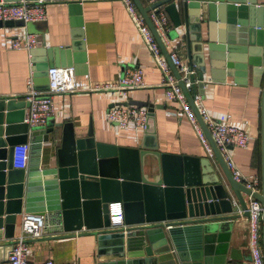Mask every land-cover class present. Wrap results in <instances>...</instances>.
Here are the masks:
<instances>
[{
	"label": "water",
	"instance_id": "95a60500",
	"mask_svg": "<svg viewBox=\"0 0 264 264\" xmlns=\"http://www.w3.org/2000/svg\"><path fill=\"white\" fill-rule=\"evenodd\" d=\"M134 2L179 80L217 164L208 157L161 152L157 146L119 147L97 142L92 128L87 136L80 137L71 122L54 124L49 120L44 128H31L25 122L29 106L25 98H1L0 239L15 237L18 215L38 213L44 216L49 230L74 233L85 228L88 234L97 236L99 250L105 252L97 264H225L232 222L240 217L234 213L236 205L249 215L245 195H252L264 208V86L261 192H252L234 180L148 13L163 9L174 26L169 37L185 41L188 63L198 67L197 73L190 75L194 90L196 85L204 87L207 71L205 63L195 61L200 52L205 56L207 51L214 74L222 71L231 75L235 70L253 67L263 78L264 5L257 0H158L147 6L141 0ZM31 24L0 21V27ZM238 26L247 28L241 35L244 43L238 42ZM42 34L36 36L29 54L33 77L44 78L41 91H47L49 69L72 64L64 56L68 48L47 47ZM119 104L147 107L149 123L145 130L150 131L152 104ZM55 127L63 128L56 164L42 168V143L51 141ZM21 144H29L33 152L28 169L13 167L14 148ZM112 202L122 203V226L112 225ZM262 243L264 250V211ZM11 250L12 244L7 246L5 260Z\"/></svg>",
	"mask_w": 264,
	"mask_h": 264
},
{
	"label": "crops",
	"instance_id": "0c3cea01",
	"mask_svg": "<svg viewBox=\"0 0 264 264\" xmlns=\"http://www.w3.org/2000/svg\"><path fill=\"white\" fill-rule=\"evenodd\" d=\"M43 1L47 12L46 20L33 21L31 25L24 27H0V99L7 97L24 99L30 89L28 85L30 77L34 89L38 91L43 89L45 79L33 77L31 56L24 48L28 34L33 33L36 37L43 33L47 47L68 48L64 56L72 65L66 67L75 68L79 89L75 93L54 95V111L49 118L52 123L71 122L80 137L87 136L89 129L92 128L97 142L119 147L157 146L161 152L169 154L208 157L191 123L181 111L179 103L166 99L164 87L161 85L162 71L152 62L149 51L121 0ZM141 1L147 6L158 0ZM257 3L264 5V0H257ZM170 23L172 32L174 26L171 20ZM246 29L244 26H238L239 43H244V36L241 35L247 32ZM15 41L20 42L23 48H14ZM35 45L36 43L33 47ZM165 46L169 52L176 50L188 61L187 47L180 37H168ZM200 54H197L199 56L195 61L205 63L207 71L204 87L196 85L194 90L191 89V94L193 97L200 96L202 104L212 115L215 117L230 115L231 119L248 133V146L232 149L233 157L239 171L246 178L249 180L261 178V109L264 76L262 78L259 71L253 67H249L248 70H235L231 75L222 71L214 74L207 51L205 56L201 52ZM57 59L60 62V53ZM193 67L197 73L198 67L195 63ZM137 68L143 71L145 86L130 90L126 99L153 105L151 133L143 127L129 125L125 129H120L110 123L107 120V112L113 102L127 101L114 100L106 91L91 89L98 83L117 81L127 71ZM62 132V127H55V135L51 141L42 143L40 151L42 168L56 164ZM32 156L30 148L27 169ZM214 162L217 164V160ZM245 200L248 203L247 195ZM24 213L18 215L15 237L21 231ZM234 213L240 217L232 222L225 264H251L248 215L237 205ZM49 229L45 222L42 235L28 239L30 247L28 258L31 262L43 263L50 259L70 264H97L101 255H105L104 251L99 250L97 236L88 234L85 228L74 233ZM15 237L0 239V263L7 261L5 260L7 246L13 245ZM165 263L167 262H157Z\"/></svg>",
	"mask_w": 264,
	"mask_h": 264
},
{
	"label": "built area",
	"instance_id": "2783aa9c",
	"mask_svg": "<svg viewBox=\"0 0 264 264\" xmlns=\"http://www.w3.org/2000/svg\"><path fill=\"white\" fill-rule=\"evenodd\" d=\"M127 9L136 29L145 43L152 62L162 71L163 77L161 85L164 87V94L168 101L177 102L181 111L186 115L191 123L197 137L201 141L209 159L216 161L215 152L203 130L192 106L190 105L179 80L174 74L167 58L165 57L156 37L151 31L145 18L141 14L134 0H121ZM157 33L162 41L166 42L171 30V23L168 14L161 9L159 12L152 10L148 13ZM47 19L45 1H25L0 2V21L23 20L27 22L43 21ZM36 43L34 34H28L25 39L24 48L28 51ZM14 48H23L20 42L13 43ZM172 63L176 66L181 75V80L186 88L191 91L193 83L190 75L196 73V68L189 65L179 53L174 50L169 52ZM49 89L38 91L33 88L31 77L28 79L29 91L25 100L29 103L26 109L25 122L31 128H44L47 126L49 118L54 111L53 97L56 94L75 93L79 89L76 81V71L74 67H53L49 69ZM145 86L143 71L140 68L127 71L119 80L114 82L98 83L91 89L94 91H106L114 100L127 101L130 90ZM195 105L207 126L210 135L221 153L227 167L229 168L235 181L244 184L252 192H261V178L253 180L246 178L238 169L232 149L245 148L249 143L248 133L237 125L230 115H220L215 117L202 104L200 96L194 97ZM107 120L115 124L120 129H125L129 125L147 128L149 123V110L147 107L135 105H122L113 102L108 109ZM29 144L16 145L14 148L13 167L25 168L29 161ZM248 207V234L249 249L251 254V264H264V250L262 243V216L263 204L252 195H249ZM110 217L113 226H122L124 223V212L121 202L110 204ZM44 228V216L38 213H24L22 215L21 231L15 237L12 250L9 252L8 260L0 264H70L65 262H55L46 260L43 263H33L29 260L28 239L38 238L42 235Z\"/></svg>",
	"mask_w": 264,
	"mask_h": 264
}]
</instances>
